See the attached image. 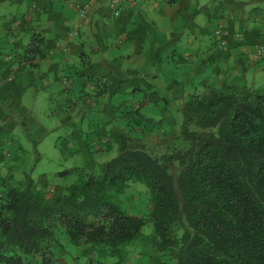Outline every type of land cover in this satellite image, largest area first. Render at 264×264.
I'll list each match as a JSON object with an SVG mask.
<instances>
[{"label": "trees", "instance_id": "1", "mask_svg": "<svg viewBox=\"0 0 264 264\" xmlns=\"http://www.w3.org/2000/svg\"><path fill=\"white\" fill-rule=\"evenodd\" d=\"M31 32L29 43L10 54L16 64L41 68L54 51L47 49L44 33ZM171 54L168 59L175 61L177 71V52ZM212 62L204 60V65L219 66ZM90 65L87 59L83 67ZM223 73L220 82L206 80L188 90L178 108L181 125L166 131L161 117L157 121L141 112L152 90L137 89L134 93L144 95L143 101L116 111L115 120L121 123H127L129 115L143 118V135L158 138L162 130L157 153L143 143V135L130 129L119 134L118 145L113 141L104 147L111 151L118 146V154L94 171L57 173L78 176L61 186L60 196L50 185V191L42 190L28 176L25 187L1 191L0 264H67L68 258L77 260L68 243L90 247L87 255L98 264L107 258L125 263L137 251L177 264H264V90L249 83L238 88ZM73 75L79 82L87 77L91 84L105 86L107 93L104 78L79 68L74 74L67 71V76ZM63 82L67 90L70 80ZM9 85L4 83L0 98ZM157 103L167 109L170 100ZM136 183L145 184L151 196L150 210L142 216L122 207V197ZM148 226L153 227L151 235L144 233Z\"/></svg>", "mask_w": 264, "mask_h": 264}, {"label": "rangeland", "instance_id": "2", "mask_svg": "<svg viewBox=\"0 0 264 264\" xmlns=\"http://www.w3.org/2000/svg\"><path fill=\"white\" fill-rule=\"evenodd\" d=\"M165 1L169 3L175 0ZM188 2L191 3L190 11L176 12L175 22L162 21V15L154 12L152 17L156 23H145L142 28V33H145L142 35L144 42H141L140 51L136 50L135 45L138 43L134 40H131L128 46L126 45L127 49L124 45H119L117 35L107 39L99 35L75 36L72 39V42L67 45V49L71 51L69 56L71 64L77 66L81 73L104 78L103 81L108 82L107 93L104 91L105 86L91 84L87 77L85 81L79 82L78 76H67V71H63V68L56 70V68L49 69L42 65L41 68L29 67L20 70L19 66H15L11 74L1 76L0 81L13 78L9 90L2 92L0 98V126L6 128L7 136L13 141V144L8 146L9 149L7 148L13 153L8 158V166L0 165V187L5 184V189L15 186L25 187L28 176L41 185L42 190L50 191L49 187H53L55 193L60 196L61 186L74 183L78 176L74 173L57 177V173L77 171L81 168L94 171L105 157L110 159L116 157L118 146L112 148L113 151L104 149L111 143L110 138L108 140L104 138L108 137V133L110 134L112 123L105 124L104 127L102 123L105 115L110 116L112 122L113 117L114 119L118 117L117 112L121 108L136 107L138 101L144 96L139 92L135 94L134 91H139L137 89L152 90L150 103L144 104L141 110L144 116L153 117L157 121H160L161 117L166 124H163L161 129L165 131L170 126L173 128L175 123L181 125V110L179 112L178 108L184 104V97L187 96L188 90L202 82L203 78L196 76L192 80L189 75L187 76L188 68L180 70L182 68L180 65L177 68L179 70L175 71L173 69L175 61L168 59L172 56V52L176 53L175 50L185 54L187 50H194L193 52H200L203 55L202 58L207 59L208 54L216 51L215 48L219 45L229 57L228 63L223 67L225 74L230 75L232 82L238 88H242L245 82L250 85L255 83L264 90V70H262L264 66L260 70L258 65V61H262L264 56L258 57L255 53L256 64L253 65L244 61L236 64L234 58L236 56L234 49L238 47L237 44L242 45L245 39L246 23L244 21L254 23L252 18L257 13L255 7H252L251 11L246 9L250 4L255 3L243 5L238 0H188ZM32 3H34L33 0H27L26 7ZM178 7L180 6H175V8ZM93 8L94 5L87 10L86 18H83L78 10L82 21L90 19L89 14ZM5 15L8 13L4 10V6H0V31L6 30V22L12 17L11 15L5 17ZM231 23L232 29L229 28ZM222 25L223 31L216 36V32ZM238 32L244 33H239L238 36ZM0 40H2L1 43L3 42L1 44L4 47L3 51H6V54L12 52L9 48L14 45L13 39L8 37L7 40L1 35ZM22 42L24 45L28 42L26 36L23 37ZM60 42L65 44L63 40ZM107 46L112 51L107 50ZM56 49L57 47L51 48L50 52ZM87 59L91 65L84 68V61ZM244 70L247 71L243 73ZM244 75L245 80L242 78ZM66 78L70 80L67 90L64 89L63 82ZM162 98L170 100L167 109L157 103ZM179 113L180 118H178ZM6 120L10 124L6 123ZM144 125L143 118L129 115L128 122L121 123V128L117 127L116 136L119 137L120 133H128L130 129L143 135L141 132ZM88 133H90V141L99 148V151L82 150L85 142H89ZM158 135L157 138L154 133L150 135L147 132L142 136L143 143L148 149H154L155 153L162 149V146L157 144L158 139L163 137L162 130ZM72 136H79L82 139L75 140L71 138ZM17 146L20 147L19 151L15 150ZM91 155L96 156L94 160ZM16 157L20 161H15ZM3 179L5 182L2 184ZM150 201L151 196L147 186L136 183L132 184L122 197V207L133 215L142 216L150 210ZM144 233L151 235L153 227H146ZM67 247L70 248L68 251L74 252V256L77 257V260L68 258L67 264H98L97 259L85 256V253L90 254V247L78 249L69 243ZM160 258L166 260L168 264H177L171 259L168 261L162 256ZM116 261V258H107L103 264H136L132 253L127 262ZM142 261L145 262V259Z\"/></svg>", "mask_w": 264, "mask_h": 264}, {"label": "crops", "instance_id": "3", "mask_svg": "<svg viewBox=\"0 0 264 264\" xmlns=\"http://www.w3.org/2000/svg\"><path fill=\"white\" fill-rule=\"evenodd\" d=\"M26 1L27 0H0V6L7 4L8 10L6 12L8 15L12 16L8 18L6 22V30L0 31V37L2 35L7 40L8 37L13 39L14 45L10 47L11 49L9 48V51H12L14 48L16 50L24 47L22 42L24 36L27 37V43H29L32 33L31 29L44 33L46 36L47 49L50 50L54 47H57V49L52 56L48 55V58L41 62V66L44 65L49 67V69L56 68V70L63 68V71H69L72 74L77 73L78 68L71 64L69 60L71 51L67 49V45L72 42L75 36L85 37L89 35H99V37L107 39L117 35L119 45H124L125 49H127V44L131 40H134L138 43L135 45L136 50L140 51V49H142L141 42H144L142 35L145 33H142V28L145 23H156L152 17L154 12H156L157 15H159L158 13L162 15V21L175 22L176 12L181 13L190 11L191 9V3L188 2V0H175L169 3L165 0H96L94 8L91 10V14H89L90 19L82 21L79 16L78 6L86 0H33L34 3L30 4L28 7H26ZM114 1H116L117 10L120 11V15H116L115 10L111 8V4ZM238 2L243 5L249 3L259 5L264 3V0H238ZM176 5L180 7L175 8ZM255 8L257 9V13L256 16L252 18L254 23L244 21L246 23V27L244 26L246 34L245 39L241 38L244 39V42L242 45L237 44L238 47L234 49L236 64L241 61L246 63L250 62V65L256 64V61H254L256 50L262 46V43L264 44V8ZM122 12L123 15L121 16ZM8 15H5V17H8ZM226 26L228 27V25ZM222 27L224 28L223 25ZM231 27L232 23L229 25L230 29H232ZM239 33L240 32H238V34ZM48 39L52 41H48ZM61 40H63L65 44H62V42H60ZM2 43L0 42V77L11 74L15 66H19L20 70L25 68L23 65L16 64L15 61L12 60L11 56L13 55L10 54L11 52L6 54V51H3L4 47L1 45ZM215 49L216 51L208 54L207 59L202 58L203 55L200 52H193L194 50H187L186 54L175 50L177 52L176 65L187 67L189 71L192 70L189 74L192 80L196 76H203L202 82L204 85L206 84V80L208 81L207 84H213L215 81L220 82L219 77L224 74L223 71H225V69L223 66L228 63L229 57L225 54V50H223L221 46L218 45ZM107 50L112 51L109 46H107ZM204 60L208 62L218 61L219 66L216 68H208L204 65ZM259 62L260 63L257 64L260 66L259 69L261 70L264 66V59ZM247 70L242 72L245 73ZM262 70H264V68ZM242 78L245 80V75ZM202 82H200V84ZM6 123L10 124L7 120ZM108 123H112V130L110 134L108 133V137L104 139L108 140L110 138L111 142L114 141L113 143L118 145L119 139L116 136V130L118 129L117 127L121 128V122L116 121L114 117L111 122L110 116L105 115L102 123L104 124L103 127ZM6 125V127H8V124ZM6 131L5 127L0 126V165L5 164L8 166V158L12 155L13 151L7 150V148L13 144V141L7 136ZM81 137H83L82 134ZM71 138L75 140L82 139L79 138V136H72ZM87 139L89 142H85V145L82 146V150L94 152L96 149L99 151V148L94 146L95 144H92L90 141V133H88ZM19 148L20 147L17 146L15 150L19 151ZM91 156L92 160L96 157L93 155ZM109 160V157H105L100 164ZM15 161H20V159L16 157ZM93 162L95 164V161ZM2 181L5 182V179ZM5 185L0 187V192L5 190ZM86 254L87 253H85V256H88ZM132 255L136 264H165L160 256L157 255L145 254L139 251ZM75 258L77 257L74 256V259ZM142 259H145V262L142 261ZM105 261L106 259L103 262Z\"/></svg>", "mask_w": 264, "mask_h": 264}, {"label": "built area", "instance_id": "4", "mask_svg": "<svg viewBox=\"0 0 264 264\" xmlns=\"http://www.w3.org/2000/svg\"><path fill=\"white\" fill-rule=\"evenodd\" d=\"M96 2V0H88V1H85L83 3H80V5L78 6V9L80 10V13H81V16L83 18H86L87 17V10L92 6L94 5ZM111 8L115 10V13L116 15H120V11L117 10V5H116V1H114L112 4H111ZM223 27H221L217 32H216V36L217 35H220L221 34V31ZM223 33V32H222ZM239 36V34H238ZM241 38V37H240ZM264 55V46H261L257 52H256V56L258 57H261ZM6 79V78H5ZM11 79L12 78H8L6 80H1L0 81V91H1V88L3 87L4 83L6 84L7 82H11Z\"/></svg>", "mask_w": 264, "mask_h": 264}, {"label": "clouds", "instance_id": "5", "mask_svg": "<svg viewBox=\"0 0 264 264\" xmlns=\"http://www.w3.org/2000/svg\"><path fill=\"white\" fill-rule=\"evenodd\" d=\"M252 7H261V8H264V3H261V4H259V5H256V4H250V6L248 7V9H246V11H251V8ZM7 8H8V5L7 4H5L4 5V10L5 11H7ZM12 78V77H11ZM6 79H8V78H6ZM12 80V79H11ZM9 83H11V82H9Z\"/></svg>", "mask_w": 264, "mask_h": 264}]
</instances>
